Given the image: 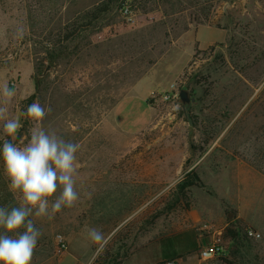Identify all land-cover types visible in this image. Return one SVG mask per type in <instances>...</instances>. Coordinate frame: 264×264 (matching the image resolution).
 I'll use <instances>...</instances> for the list:
<instances>
[{"label":"rangeland","instance_id":"1","mask_svg":"<svg viewBox=\"0 0 264 264\" xmlns=\"http://www.w3.org/2000/svg\"><path fill=\"white\" fill-rule=\"evenodd\" d=\"M4 85L13 143L38 100L44 129L79 145V200L31 217V264H153L163 245L215 242L264 264V0H0ZM139 94L147 111L117 129L115 105ZM8 185L0 159V206H18ZM91 227L114 233L96 258Z\"/></svg>","mask_w":264,"mask_h":264},{"label":"clouds","instance_id":"2","mask_svg":"<svg viewBox=\"0 0 264 264\" xmlns=\"http://www.w3.org/2000/svg\"><path fill=\"white\" fill-rule=\"evenodd\" d=\"M14 96L11 87L0 89V97L4 98L0 121L4 135L11 138L0 144V159L10 191L19 193L22 202L13 207L0 206V264H31L42 235L31 217H48L49 210L59 213L79 200L74 178L79 145L66 141L55 130L44 129L46 109L38 100L24 112L33 123L30 140L22 147L13 143L23 127L19 119L8 116L6 105ZM113 235L96 227L88 229V238L95 245L93 258L105 251ZM88 264H93L92 260Z\"/></svg>","mask_w":264,"mask_h":264},{"label":"crops","instance_id":"3","mask_svg":"<svg viewBox=\"0 0 264 264\" xmlns=\"http://www.w3.org/2000/svg\"><path fill=\"white\" fill-rule=\"evenodd\" d=\"M148 96L146 94L127 96L121 99L114 108L113 121L117 129L125 130L137 122L148 109ZM198 244V243H197ZM194 243L190 249L183 250L179 246L163 245L171 248L172 253L166 257L158 256L153 264H163L167 261H175L177 264H229L228 260L216 259L203 261L200 252ZM174 248V249H172Z\"/></svg>","mask_w":264,"mask_h":264},{"label":"built area","instance_id":"4","mask_svg":"<svg viewBox=\"0 0 264 264\" xmlns=\"http://www.w3.org/2000/svg\"><path fill=\"white\" fill-rule=\"evenodd\" d=\"M125 12H127V10H125ZM59 242L63 248L66 246L62 240H60ZM200 257L203 261H210L216 259L224 260L227 258V252L219 242H215L209 246H204L200 250ZM164 264H177V263L175 261H168L165 262Z\"/></svg>","mask_w":264,"mask_h":264},{"label":"water","instance_id":"5","mask_svg":"<svg viewBox=\"0 0 264 264\" xmlns=\"http://www.w3.org/2000/svg\"><path fill=\"white\" fill-rule=\"evenodd\" d=\"M180 99L183 103L187 104L188 103V99H187V96H186V93L185 92H181L180 94Z\"/></svg>","mask_w":264,"mask_h":264},{"label":"trees","instance_id":"6","mask_svg":"<svg viewBox=\"0 0 264 264\" xmlns=\"http://www.w3.org/2000/svg\"><path fill=\"white\" fill-rule=\"evenodd\" d=\"M149 103V100L147 101V104ZM224 260H227V259H224ZM229 264H232L231 262H228Z\"/></svg>","mask_w":264,"mask_h":264}]
</instances>
